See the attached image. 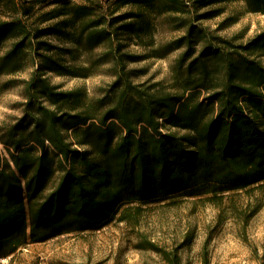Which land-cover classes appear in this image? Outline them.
<instances>
[{"label": "trees", "instance_id": "1", "mask_svg": "<svg viewBox=\"0 0 264 264\" xmlns=\"http://www.w3.org/2000/svg\"><path fill=\"white\" fill-rule=\"evenodd\" d=\"M234 1L264 14V0H115L112 8L0 0V97L17 85L23 91L21 113L0 124V259L128 221L145 203H219L264 189V30L240 42L242 31L217 34L237 14L214 29L204 24ZM124 6L132 9L115 15ZM151 16L179 34L157 40ZM122 37L148 41L146 53L125 50ZM78 49L77 65L57 52ZM173 52L169 87L133 80L145 70L129 62ZM106 64L115 77L95 94L51 82L50 74L88 77ZM27 69L28 78L16 77Z\"/></svg>", "mask_w": 264, "mask_h": 264}, {"label": "rangeland", "instance_id": "2", "mask_svg": "<svg viewBox=\"0 0 264 264\" xmlns=\"http://www.w3.org/2000/svg\"><path fill=\"white\" fill-rule=\"evenodd\" d=\"M99 1L105 8H112L115 0ZM131 9L124 6L115 15ZM229 14H237L238 18L217 32L222 37L230 38L242 31L239 41L245 42L264 30V14L244 12L239 1L227 3L224 15L204 24L214 29ZM151 21L155 24L152 30L157 40L179 34L162 17L151 16ZM51 41L72 47L71 43ZM122 41L125 50L139 55L146 53L148 41L137 43L127 37H122ZM102 50H94L93 56ZM57 52L65 63L72 65H77L84 56L81 49ZM177 55L178 52H173L166 58L147 57L129 62L127 68L145 70L133 77L136 83L147 86L161 82L162 86L169 87V68ZM110 66L102 65L88 77L50 74L51 82L62 89L82 87L88 94H95L99 87L114 79ZM30 72L27 69L16 77L28 78ZM22 100L20 85L0 97V124L21 113L19 102ZM174 199L132 207L128 221H112L84 233L30 243L15 255L0 259V264H171V258L176 260L175 264H264V189L255 187L232 193L219 203L201 197Z\"/></svg>", "mask_w": 264, "mask_h": 264}]
</instances>
